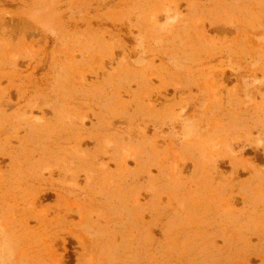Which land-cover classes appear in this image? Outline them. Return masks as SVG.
<instances>
[{
    "label": "rangeland",
    "instance_id": "374dc122",
    "mask_svg": "<svg viewBox=\"0 0 264 264\" xmlns=\"http://www.w3.org/2000/svg\"><path fill=\"white\" fill-rule=\"evenodd\" d=\"M0 264H264V0H0Z\"/></svg>",
    "mask_w": 264,
    "mask_h": 264
},
{
    "label": "bare ground",
    "instance_id": "6f19581e",
    "mask_svg": "<svg viewBox=\"0 0 264 264\" xmlns=\"http://www.w3.org/2000/svg\"><path fill=\"white\" fill-rule=\"evenodd\" d=\"M178 16V15H177ZM170 24V23H169ZM237 29V28H236ZM225 43V42H224ZM214 74V73H213ZM239 91V90H238ZM184 111V110H183ZM186 111H189V110H187L186 109ZM181 114H183V113H181ZM187 114V113H186ZM180 116V115H179ZM182 116V115H181ZM182 118V117H181ZM191 127H192V125H191V121L190 120H188V122H185V123H182V129H181V132L183 133V134H186L188 131H190V129H191ZM217 143V142H216ZM214 144V143H213ZM212 144V145H213ZM212 151V150H211ZM85 174V173H84ZM87 175V174H86ZM86 177H88V176H86ZM72 185V184H71Z\"/></svg>",
    "mask_w": 264,
    "mask_h": 264
}]
</instances>
